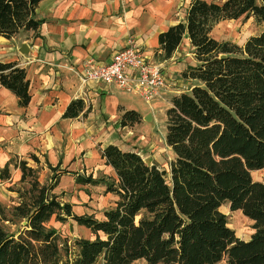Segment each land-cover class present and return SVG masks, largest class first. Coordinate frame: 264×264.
Returning <instances> with one entry per match:
<instances>
[{"label":"trees","instance_id":"obj_1","mask_svg":"<svg viewBox=\"0 0 264 264\" xmlns=\"http://www.w3.org/2000/svg\"><path fill=\"white\" fill-rule=\"evenodd\" d=\"M39 1L0 0V34L36 28ZM185 11L183 21L158 33L164 57L184 32L194 57L182 70L194 82L174 93L165 109V141L173 151L168 178L137 151L111 142L99 151L114 175L55 164L48 182L38 178L35 154L29 155L35 166L20 158L11 188L17 200L0 203V264H264V182L250 175L264 166V0H190ZM251 15L261 27L243 43L211 35L218 21ZM0 84L20 105L29 102V80L17 61H0ZM83 107L80 97L71 99L63 116ZM140 117L125 108L119 120L131 125ZM65 173L115 194L102 217L73 212L53 191ZM223 202L252 219L248 239L229 226ZM52 217L83 224L93 237L65 238L49 224Z\"/></svg>","mask_w":264,"mask_h":264},{"label":"crops","instance_id":"obj_2","mask_svg":"<svg viewBox=\"0 0 264 264\" xmlns=\"http://www.w3.org/2000/svg\"><path fill=\"white\" fill-rule=\"evenodd\" d=\"M189 1L40 0L33 13L41 21L36 28L19 29L9 38L0 34V61H17L24 67L30 93L29 102L20 105L17 96L0 84V169L8 165L17 181L16 163L23 158L34 166L29 155L35 154L43 171L58 164L73 171L85 169L93 176L114 175L100 147L111 142L131 149L123 145L132 130L121 125L122 110L134 108L151 117L153 108L141 112L144 105L133 93L100 79L81 81L73 68H80L88 58L107 62L131 38L147 58L162 66L167 83L154 97L169 106L174 93L194 82L179 72L188 67L186 58L193 59L192 46L184 32L180 44L164 57L158 33L183 21ZM22 43L26 52L20 50ZM172 72L185 82L179 77L177 84L187 88L173 93ZM78 97L83 109L76 116H63L66 104Z\"/></svg>","mask_w":264,"mask_h":264},{"label":"rangeland","instance_id":"obj_3","mask_svg":"<svg viewBox=\"0 0 264 264\" xmlns=\"http://www.w3.org/2000/svg\"><path fill=\"white\" fill-rule=\"evenodd\" d=\"M260 27L261 24H258L252 15L244 18H230L215 23L211 35L218 39H231L235 42L243 43L247 35L258 32ZM190 58L188 57L184 60L186 66H190V62L194 59L193 57V59L189 60ZM182 70L179 71L181 77H183ZM180 76H176L174 72H172V82H175L172 83L173 93L176 89L187 88L177 84L178 81L176 79ZM179 82L185 84L182 78ZM188 84L186 86H188ZM132 96L141 101V104L144 105L140 110L141 112H145L152 107L153 109L150 110L152 111V116L145 119V113L141 114V121L137 124L138 126H135L137 122L130 125L132 137L125 140L123 145L137 151L146 162L158 165V167L164 171V176L167 179L168 162L173 156L172 149L169 148L165 141V109L168 106L165 107L162 102H155L157 99L156 97L146 101L138 94L133 93ZM7 166L8 165H4V167L0 169V203L8 206L17 200V193L11 189L17 185V181L14 178V174L12 175L7 169ZM9 167L11 166L9 165ZM36 168L38 170L37 174L39 180L49 182L52 174L51 167L48 166L49 169L43 171L41 166L37 164ZM250 175L253 179L264 182V166L258 169H252ZM53 191L58 194L61 200H68L71 202L73 212L78 214L92 213L96 218L102 217L103 209L111 206L114 198H116L115 194L110 192L106 193L104 191V186L73 182L70 173H65L64 177L60 176L58 183L53 187ZM219 208L226 213L229 226L234 229L236 235L240 238L248 239L250 233L253 231L252 219L246 217L238 208L234 210L230 209L226 202H223ZM49 224L57 228L65 238L68 237L71 239L75 236L93 237V233L89 227L83 224L79 225L69 218L64 222H60L52 217L49 220ZM222 262L221 260V262L215 264H221ZM134 263L145 264V260L137 259Z\"/></svg>","mask_w":264,"mask_h":264},{"label":"built area","instance_id":"obj_4","mask_svg":"<svg viewBox=\"0 0 264 264\" xmlns=\"http://www.w3.org/2000/svg\"><path fill=\"white\" fill-rule=\"evenodd\" d=\"M126 43L115 50L107 62L97 63L88 58L73 71L81 81L100 79L149 101L166 85L165 73L159 63L142 53L134 40L128 38Z\"/></svg>","mask_w":264,"mask_h":264},{"label":"water","instance_id":"obj_5","mask_svg":"<svg viewBox=\"0 0 264 264\" xmlns=\"http://www.w3.org/2000/svg\"><path fill=\"white\" fill-rule=\"evenodd\" d=\"M25 44L24 43H22V45H21V47H20V50L22 51V52H26V49H25V46H24ZM221 55H223V54H221ZM150 116H149V114H145L144 115V118L145 119H148ZM24 222V221H23Z\"/></svg>","mask_w":264,"mask_h":264}]
</instances>
